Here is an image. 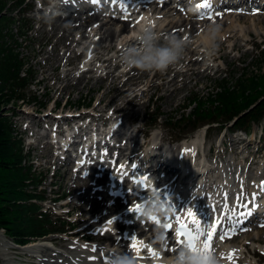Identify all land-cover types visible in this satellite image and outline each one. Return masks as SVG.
I'll use <instances>...</instances> for the list:
<instances>
[{"label": "bare ground", "instance_id": "1", "mask_svg": "<svg viewBox=\"0 0 264 264\" xmlns=\"http://www.w3.org/2000/svg\"><path fill=\"white\" fill-rule=\"evenodd\" d=\"M64 1H71V0H64ZM137 4L129 9H122L121 3H117L115 12L120 13V15H113V16H101L103 12L101 11H94L92 14H87L85 17L83 16L81 11L72 10L70 12H63L60 15L56 16L54 22H52L53 29L56 31H60V37L63 38V45L65 47L64 55L57 54L55 51L54 53H51L49 57L43 62L44 63V71H43V77L41 79L42 82H44L45 86H50L55 93H59L62 95L66 91H69L72 87H80V86H87L91 81L94 82V87H100L101 85H105L106 89L104 90L103 94L100 98L97 99V102L95 103L94 109H96V113L91 116V120L93 122L99 121L101 125H105L111 118L112 114L114 113H121L126 112L128 108H130V105H134V109L132 108L130 111L135 113V109H139L142 105V102L139 101V97L142 94H145L147 91L152 92H158V104H161V102H166L167 105L170 107L178 102L179 99H181L184 96H180V93L182 90L189 85L190 82H192V79L196 78L197 82L204 77V70H208L210 68V65L207 67H204L202 69V66L200 64H206L209 63L211 59L212 62H217L219 60H229V52L227 50V43L231 42L229 44V47L231 49H237L241 48L242 45L238 41L239 38L242 40L241 35L249 36V34L253 33L252 25L253 24H262L264 26V15L259 16L254 22L252 23L250 20V17L246 13L242 12H229L225 13L223 16H220L219 12L215 16V11H217L219 8L213 10L211 12L210 18H205L201 22H194L192 20L188 21L187 19H178V20H170L165 26L159 29L158 32L160 33H173L176 35L184 36L186 39L189 40L188 47L185 51V54L183 58L178 62L175 66H169L165 71L160 72L157 71V74H159L162 77V81L159 83H156L154 79H151L147 85H144V88L142 89L141 84L143 82V77L146 74V71H140L135 68H129V70H121L120 73H116L115 69L121 64L118 61L119 53L122 49L125 48L126 45L133 43L137 40L139 37H129L128 29L130 27V23H132L134 20L137 19V15L140 13L139 11H136V8L141 5V3L146 2V0H137ZM255 3V2H254ZM169 5V1L165 0L164 5L162 8H159L157 5L153 6L151 5V8H154V12H162L165 7ZM146 7V6H145ZM144 6L141 8H145ZM181 8H177L176 11H180ZM131 11V12H130ZM167 13H165L166 15ZM212 18H216V22H211ZM242 20V21H241ZM248 24H246V22ZM218 24L220 25V33H219V39L217 40V48L212 55H208L207 51V44H208V34H207V26L209 24ZM242 24H246V26H243ZM201 29H204V32L201 35V38L198 40H193L194 35L196 32L201 31ZM241 33V34H240ZM248 33V34H247ZM259 33H262L259 31ZM264 34V33H262ZM124 36V37H122ZM121 38L120 44L117 45L115 41L117 39ZM251 40H254L252 38ZM76 47L82 48V52L91 50V56L86 53V61L85 63H91L87 68L80 71L79 74H74L70 68L67 70H64V72H57L58 65L53 66L52 63H60L64 59H66V63H76L74 61L75 58H77L78 53L76 52ZM56 47H54L55 50ZM113 52V54L110 55V53ZM76 53V54H75ZM94 63H102L104 67H106L107 71L105 74H99L97 75L94 73L95 71H98L96 67H93ZM181 65H184L186 68L184 70H181ZM98 68V66H97ZM200 68L203 70L201 71ZM50 70H53L50 72ZM221 70L220 68L216 69ZM73 80H76L73 82ZM51 81V83H50ZM181 81V84L179 82ZM196 82V83H197ZM139 91H136V89ZM164 90V92H161V90ZM110 92H113L112 98L107 102L103 103V100L107 94ZM121 101V102H119ZM110 102H113L110 104ZM182 103L176 104L177 106H180ZM146 105V103H145ZM111 106V107H110ZM144 106V105H143ZM109 108V109H108ZM108 109V110H107ZM108 111H111L110 114H107ZM87 112L91 113V110H87ZM51 112L49 111V114H46L45 117L50 116ZM81 113L80 115H82ZM28 115V114H27ZM138 114H134L132 117L135 118ZM59 118H54L55 123L57 125V128H55V123H51L52 119L48 120L47 122L51 123V131H56L62 134L68 141H71L72 143H68L70 145V149L66 148L63 153L60 154H66V159H63V157L58 154L57 156L50 155L48 157L49 159H52L56 157V160L58 163L60 162L61 165H68L72 160L70 157H72L73 151H77L79 147L81 146V136L90 132V130L93 128V126L88 123L86 126H79L78 132L75 135H71V133L65 132V130L61 127L62 122L61 118L63 115L57 116ZM44 120L43 117H40L37 119L38 123H41V121ZM124 124V120H123ZM120 123V125L125 126ZM99 127L98 124H96V128ZM55 128V129H54ZM101 129V128H100ZM140 131V128L138 129ZM134 131H137L135 128L133 131H118L114 132L112 134L111 138L116 139V141L119 143V145H114L109 148L110 152L115 150L116 153V161L117 166L114 168V171L117 174H120L123 170L122 164L125 163V161H122L123 158L128 155V159H132L136 156H138L146 147H150L154 150L157 146L160 145V142L157 141L159 139V134H152L149 135V137L145 140H140V137L137 133H134ZM49 133V132H48ZM48 133H45L43 135H40L41 137H47ZM128 134V135H127ZM106 137V136H105ZM253 135L251 138H254ZM63 138H61L63 140ZM98 136H95V139H97ZM168 138L171 140L173 137L169 136L167 132H164L161 135V139ZM101 139V138H100ZM105 139V138H104ZM153 139V143H151V140ZM176 137L174 138V140ZM198 133L191 137L190 140L179 143L178 147H182L184 149L185 146H187L188 150L191 149V146L193 144L198 143ZM240 141V142H239ZM234 142L238 143L239 145H242L243 138L240 137L239 139H234ZM66 143V141H65ZM50 144L53 146V143L50 142ZM72 144V145H71ZM65 144L62 147H58L59 150H61ZM72 146V148H71ZM197 147V145H196ZM130 150L129 154L127 150ZM90 155L87 153L85 156L88 158ZM80 156L83 159L84 153L81 151ZM159 154L153 153V155L149 156V159H147V164H151V168H148L147 171L152 175V177L155 180V183H152L150 190H159L162 194V191L164 189V185L162 184V180L164 176L173 175L175 173L176 168H173L172 166H169L168 164H165L164 161H161L159 159ZM202 157L201 153L198 151L191 154L190 156V162H194ZM209 159L211 156H207ZM92 159V158H91ZM213 160V159H212ZM220 159H217L215 163L219 166V168H223V164H220ZM84 161V160H83ZM84 162H88L85 160ZM121 162V163H120ZM99 163V162H97ZM92 164V168L96 169L98 167V164ZM145 164L143 166H146ZM147 167V166H146ZM252 163H249L246 168H243V175H245V179L243 181H239L238 179L232 180V185L236 186L240 183V186L244 185V183L249 180L248 178L250 175L248 172L252 171ZM58 168V166H57ZM84 164H81L78 167V171L82 172L84 170ZM238 169H240V162H237V165L235 169H233V172H237ZM212 170V167L208 169L206 172L200 174V176H207L210 171ZM222 171L225 173L229 172L230 170L225 171V169H222ZM178 172V171H176ZM156 173V174H155ZM163 173L161 176H158L157 174ZM155 174V175H154ZM180 174L175 175L173 177L165 178V180H171L169 183L173 184L175 182L181 181L182 178L179 176ZM69 176V172L66 174V178ZM157 179H155V177ZM187 177L191 176L190 173L186 174ZM254 176V175H253ZM248 178V179H247ZM126 179H130L129 177H126ZM260 181L263 180L264 182V173L262 172L260 174ZM83 181L85 184V189L79 191L77 194L79 197L83 199L82 203H80V209L82 213V219L85 224L77 230L76 238L77 242L73 245H70V250L68 252H60L54 251L53 253L46 251V249L50 248V243L48 240H41L38 242L27 244L22 248V251H25L28 254H31L32 256L34 253H42V255H38L37 258L39 259L40 264H107V258L104 256V249L107 248H113L118 249L122 252H131L134 254L139 261V264H163L164 258L166 256H169L173 254L178 248L182 247L185 244V239L180 238H174L171 236L172 231H168L167 233V247L161 249L159 244L155 241L156 237V228L161 225L153 222L150 219H137V222L133 225H122L117 219H121L122 216H126V213L123 212H117L114 211L118 205L121 204L120 198H117L115 202H112L110 205H108L109 199L112 197L113 193L120 192L121 189L117 188L114 184V182H109L110 189L111 190H104L97 188L93 193L91 192L94 183H88L86 184L83 179L80 178L79 175H77V185H79L80 181ZM260 181L254 182L255 186L254 189L250 190L251 195H254L255 188H264V185H260ZM243 182V184H242ZM116 183V182H115ZM149 183V182H148ZM156 183H160L158 186ZM66 185V182L64 183ZM68 185V181H67ZM72 187L69 189L71 190ZM245 188V187H244ZM247 188H251L250 184H247ZM76 189H81L80 187H77L75 189H72V192H75ZM245 191H249L247 189H244ZM98 194H101V197H98ZM134 196L131 195L130 198H133ZM141 199V198H139ZM243 202L249 203L252 200L249 199L247 201L246 197L244 196L242 198ZM138 201V199H137ZM138 202H134L132 206L128 207L127 211L131 212V208H135ZM247 206L241 207V209L248 210ZM105 209V210H104ZM253 208L250 209V211ZM242 211V210H241ZM243 215H238L237 218L243 219ZM109 220H113L112 225H107V222ZM223 224L222 227H218L217 233L213 236L212 240V250H215L217 252L222 253V259L224 260V264H243L240 260L242 256V252L240 251L239 247H237L235 244L232 243V241H242L240 234H237L236 230L239 228L238 225L234 224L233 227H231L230 224H226V222L232 221L228 218L220 219ZM235 219L233 220V222ZM115 222V223H114ZM169 224L168 222H166ZM164 223V224H166ZM115 224V225H114ZM163 224V225H164ZM108 227V230L104 233L97 232L96 229H102L105 227ZM115 226L117 228V232L112 231L109 229L110 227ZM94 228L95 231L91 232L90 229ZM132 229V230H131ZM231 229H234L233 234H231ZM123 230V233H120V231ZM134 230V231H133ZM163 231L165 232L166 229L164 227ZM228 231L229 235H224V233ZM207 233V232H206ZM223 236L226 240V242L221 243ZM131 237H136L138 240L142 241L144 244L149 245L151 249H154L157 252V256L153 257L151 252L149 251V248H142L139 252H136L132 249V240ZM87 239L91 240L92 242H89L88 244L81 243L82 240ZM252 239V238H249ZM258 239L259 244H257V249L264 254V226L259 227L258 230ZM183 241V243H181ZM223 242V241H222ZM230 242V243H229ZM54 243H61L59 239H54ZM229 243V244H226ZM8 241L0 231V255L3 256L4 260H8L7 255L4 254V252L8 249ZM246 244V243H245ZM204 245V243H203ZM247 245V244H246ZM87 246V247H85ZM51 251L55 250L50 248ZM249 252L256 257L257 256V250L251 251L249 249ZM230 254H234L233 260H228L227 257ZM248 264V263H245Z\"/></svg>", "mask_w": 264, "mask_h": 264}, {"label": "rangeland", "instance_id": "2", "mask_svg": "<svg viewBox=\"0 0 264 264\" xmlns=\"http://www.w3.org/2000/svg\"><path fill=\"white\" fill-rule=\"evenodd\" d=\"M48 0H23L22 5L20 6L19 10L25 13V16L29 19L34 21V26L31 31V33L25 38V39H19V43L21 44L20 51L22 52V55L25 57V59L31 63L33 70L37 73V83L40 84L37 86H34L30 89L31 93L37 92V103L36 105L26 106L24 110L20 111L18 117H17V123L20 127L21 132L23 133V136L27 138L28 141H31L30 150L32 156L34 157V161L36 166L39 170L43 171L46 170L48 172V178L45 181L43 187H45V194L47 197H56L60 196L61 194L65 193L68 194L67 188H62L60 184H64L66 182L62 179V173L63 169L59 171V176L56 175V162L54 161L55 157L52 159H49L48 157L53 154H57L59 150L54 148L50 144L51 138V123H55V120L52 119V122H47L51 119L50 116H46V114H49V111H51V116L55 117L59 114H65L67 113L66 110H62L61 107H63L66 103L70 104L72 108L77 107L78 105L82 103L90 102V109L92 110L95 106V103L97 102V99L101 97L104 90L106 89L105 85H101L100 87H94V82L91 81L89 85L87 86H80V87H72L69 91H66L62 95L59 93H55V91L50 86H45L44 82L41 81L43 77V71H44V61L49 57L51 53H54V51L57 54L64 55L65 47L63 45V38H61L60 31H56L52 28L51 24L43 23L42 20H38L37 16L38 13H40L41 6H43L45 3H47ZM154 5H158L159 7L163 6V0H151ZM187 4V2H186ZM249 3L244 4V6H240L239 10H246L245 8H248L246 12H248L250 16V20L253 23L254 20H256L260 14H263L264 12L260 10L257 6H253L250 10ZM28 9V12H26ZM172 9V10H171ZM176 8L171 4L168 8H165L163 12L161 13H154L153 9L150 8L149 4L146 5V8L142 9L140 13L138 14V19L134 20L130 28L127 32H129V37H138L140 35V32L146 28L151 27L155 29L156 31H159L160 28L165 26L170 20L174 19L175 21L178 20L180 17L187 18L188 20L193 21H200V19H204L205 17H209V15L203 14L202 16H199L197 12L189 11L186 12H177L175 10ZM168 16H163V13L168 12ZM25 17V18H26ZM242 21V20H241ZM249 21L246 22L248 24ZM246 24H242L243 26H246ZM253 33L249 34V36L241 35L242 40L239 38V42L241 43L242 47L237 49H231L229 47V44L227 43V50L229 52V60H219L217 62H212L211 59L207 62V65L211 63L212 67H210L208 70H202L204 73V77L201 78L198 82L197 79H192V82L189 83L188 86H186L182 92L180 93V96H184L181 99L178 100L177 103H175L172 106H168L166 102H161V104H158V92H152L147 91L145 94H141L139 97V101L142 102V105L139 109H135V113L130 111L132 108L134 109V105H130V108L126 112H121L117 116L121 117L120 120H124V125L120 129H123L121 131H132L135 128L139 129L140 132H143L144 130L146 132H149V125L150 123L155 119L156 116H159L157 118L155 126L151 129L149 133H155L159 134V139H161V135L164 132H167L169 136H182L187 135L186 131V121H176L173 120V116L181 117L180 115L184 113H188L190 109H192L195 104H190L191 98L197 97L200 100V104L196 107L197 113L199 112H208V110L213 112L214 109L212 105H209V100L206 98L209 95V92L214 90L218 85L223 82L224 77H228L227 79L228 84L231 89L233 87L239 85V83H243L246 86H251V83L253 80L258 82V88L252 89L248 92V94H245L243 96L240 95V93H237V99L236 103L232 105L235 109H243L246 105V103L250 100H254L258 98L259 96L264 94V63L262 62V57L257 56L258 53V45L264 42V26L261 24H253L252 25ZM261 31L262 33H259ZM204 32V29H201V31H198L195 33L193 40H198L201 38L202 33ZM241 34V33H240ZM248 34V33H247ZM124 37V36H122ZM254 38V40H251ZM121 41V38L117 39L115 43L119 45ZM54 47L55 50H54ZM82 50L79 49V47H76V52L80 53ZM91 54V51L89 52ZM76 54V53H75ZM113 54V52L110 53V55ZM84 54L77 56V58L74 59L76 63H65L66 59H64L60 63H52L53 66L58 65L57 72H64V70H67L70 68L73 69L74 74H79L81 69L85 66H89L91 63H81V60L84 59ZM201 65V64H200ZM93 67H96L98 71H95L97 75L99 74H105L107 69L102 65V63H94L91 65ZM98 66V68H97ZM117 68L119 70H117ZM115 69L116 73H120V65ZM125 68V67H123ZM216 68H220L221 70L216 71ZM129 69V68H128ZM53 70H50V72ZM157 74V71L148 72L146 71L145 76L143 77V82L141 84L142 89L144 88V85L150 82L154 74ZM246 73L245 76H242L239 80L235 77H238L242 75L243 73ZM244 75V74H243ZM259 79H258V78ZM154 79V78H153ZM76 80H73L75 82ZM156 83H159L162 81V78L159 74H157L156 78L154 79ZM197 82V83H196ZM51 83V81H50ZM181 84V81L179 82ZM136 91H139L136 89ZM161 92H164L162 89ZM240 92V91H238ZM32 95V94H31ZM113 96V92H110L107 94L103 100V103H107ZM121 102V101H119ZM43 103H48V106L45 108H40V105ZM113 102H110L112 104ZM146 103V105H145ZM180 104V106H177L176 104ZM190 104V108H184L185 106ZM54 105H58V109L51 110V108ZM144 105V106H143ZM111 107V106H110ZM77 111H81L80 109L76 108ZM75 109V110H76ZM83 109V108H81ZM87 109V108H85ZM109 109V108H108ZM107 109V110H108ZM28 114V115H27ZM134 114H138L135 118L132 116ZM187 115V114H185ZM218 115V114H217ZM43 117L44 120L41 121V123L37 122V119ZM169 119H172V122H168ZM140 125V127H138ZM254 130L257 134V136L260 135L259 127L258 125H255ZM139 131V130H137ZM202 131V130H201ZM49 132V137H41L40 135H43L45 133ZM136 132V131H135ZM197 132V131H196ZM196 132L192 133L190 136H194L197 134ZM204 132L206 133V152H210L213 157L216 158V152L214 148L217 147V144L219 143L220 139L222 137H225V140L228 141V136H223L224 132L226 130L220 131L216 127L211 128L210 130H205L203 132H199L198 135L202 139H204ZM128 135V134H127ZM141 136V134H140ZM256 136V137H257ZM142 138V136H141ZM140 138V139H141ZM178 138V137H177ZM259 137H257L256 143H254L253 151L256 150V146L261 145L263 142L258 141ZM262 139V138H261ZM165 140H169L166 138ZM224 140V142H225ZM162 142V141H161ZM228 141L227 145V157H233L236 156L238 159H242V157L245 156L244 151L242 153L239 152L237 146L234 148V145H231ZM28 145V144H27ZM37 146V147H36ZM231 146H233L234 151L231 153ZM29 147V146H28ZM241 150V148H240ZM61 151V150H60ZM240 154V155H239ZM225 154L219 155V157L224 156ZM263 157V156H262ZM250 160V158H248ZM51 161V162H50ZM252 161V159H251ZM56 164H55V163ZM264 158H261V160H257V162H254V166H256L255 171L261 170V164H263ZM58 166V165H57ZM74 166V163L72 165L69 164V167L72 169ZM59 167V166H58ZM68 167V166H67ZM53 171L55 174H53ZM75 172L72 171V176H75ZM54 180V182H52ZM69 185L72 183V180H69ZM89 181V180H88ZM84 187V186H83ZM76 195V193H70L69 200L72 199V197ZM67 199L63 200L62 203L66 202ZM46 205H52L50 202H46ZM57 211H61L63 209H68L67 207H58L57 205H54ZM54 209V208H53ZM80 217V211H77L73 216V219H77ZM78 223V222H77ZM82 224V223H80ZM253 236H258V229H253L250 231ZM52 238V237H51ZM49 238V239H51ZM48 239V240H49ZM250 241V240H249ZM264 242V240H263ZM67 243V244H66ZM70 243V240L63 241L62 244H58L59 247H62L61 249L66 250L67 245ZM237 246L240 247L241 251L243 252L241 261L242 263H247L250 261V264H264V256L258 252L257 257H252L247 252L246 247H244L241 243L235 242ZM259 243L258 237L255 238L254 241L249 242V248L251 250H255L256 245ZM52 244V242H50ZM8 257L12 260L11 264H39L38 260L34 257L30 258L29 255H27L22 250H14L9 249L8 250ZM0 264H5L2 258L0 257Z\"/></svg>", "mask_w": 264, "mask_h": 264}, {"label": "trees", "instance_id": "3", "mask_svg": "<svg viewBox=\"0 0 264 264\" xmlns=\"http://www.w3.org/2000/svg\"><path fill=\"white\" fill-rule=\"evenodd\" d=\"M19 4V0H0V111L11 104L10 110L16 112L20 101H30L25 89L34 78V73L25 67L27 62L21 56L14 30L17 28L18 36L23 37L28 34L31 23L24 21L22 13L20 17L14 15ZM259 51L264 63V46L259 47ZM225 83L220 84V90L211 93V98L215 108H221L218 114L232 119L243 111L232 107L238 100L236 94L243 96L259 86L255 80L251 86L240 83L233 89ZM258 98L246 103L245 108L257 104L238 119L239 126L247 127L252 120L264 122V99L257 101ZM16 129L12 116L0 113V227H4L16 241L26 243L55 231V227L50 215L31 200L42 198L36 192L40 176L33 171Z\"/></svg>", "mask_w": 264, "mask_h": 264}, {"label": "clouds", "instance_id": "4", "mask_svg": "<svg viewBox=\"0 0 264 264\" xmlns=\"http://www.w3.org/2000/svg\"><path fill=\"white\" fill-rule=\"evenodd\" d=\"M64 0H48L47 7L38 13L37 19L46 24L54 22L56 16L61 14ZM193 12L198 8L193 6ZM220 25L209 24L207 26L208 55L214 54L219 39ZM189 40L184 36L173 33H160L151 27L144 28L139 37L122 49L118 61L122 67L135 68L140 71H165L169 66H175L183 58L188 47ZM140 214L143 218L155 217L165 218L173 214L172 205L163 198L159 190H149L140 204ZM164 227L159 225L156 228L155 241L161 249L167 247V239L163 231ZM104 256L107 264H139L136 256L131 252H122L118 249L105 248ZM163 264H224L222 253L215 250L206 251L204 245L196 243V250L189 247L186 242L173 254L164 258Z\"/></svg>", "mask_w": 264, "mask_h": 264}, {"label": "snow or ice", "instance_id": "5", "mask_svg": "<svg viewBox=\"0 0 264 264\" xmlns=\"http://www.w3.org/2000/svg\"><path fill=\"white\" fill-rule=\"evenodd\" d=\"M97 2H99V0H93V3H97ZM121 2H123V0H121ZM198 7L211 8L212 2L211 0H204V3L199 5ZM130 211L135 213L137 212L140 213L141 211L140 205H137L135 208H131ZM187 214L192 219V223L196 226L195 230L190 229L187 224L177 221V223L179 224V231L176 232V235L180 237H186L189 247L192 248L194 251L196 250V243L200 240L201 237H205L204 249L206 251H212L213 236L217 233L218 227H222L223 222L219 218H217L214 223L208 224V231L207 233H205V230L200 226V221L196 218V213H194L191 209H188ZM151 220L159 224V221L155 217L151 218ZM112 224H113V220H109L107 222V225H112ZM162 226L169 229L173 227L171 224H164ZM100 230L107 231L108 229L105 227ZM229 234L230 233L228 231L224 233V235H229ZM220 238H223V236H221ZM131 240H132L131 246L134 251L139 252L142 248H149V251L151 252L152 256L153 257L157 256V252L154 249H151L149 245L144 244L136 237H131ZM181 243H183V241H181ZM227 259L233 260L234 254H230L227 257Z\"/></svg>", "mask_w": 264, "mask_h": 264}]
</instances>
